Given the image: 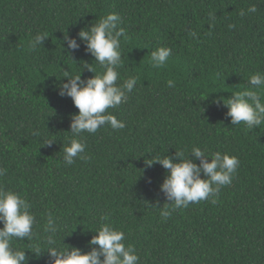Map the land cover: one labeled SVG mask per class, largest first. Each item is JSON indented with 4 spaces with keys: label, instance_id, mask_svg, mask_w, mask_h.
Instances as JSON below:
<instances>
[{
    "label": "trees",
    "instance_id": "1",
    "mask_svg": "<svg viewBox=\"0 0 264 264\" xmlns=\"http://www.w3.org/2000/svg\"><path fill=\"white\" fill-rule=\"evenodd\" d=\"M252 5L256 13L240 15ZM111 12L124 29L118 83L138 77L127 102L107 110L126 126L85 133L89 158L66 165L63 147L78 109L58 85L84 63L102 69L82 41L69 53L64 35L76 37ZM42 32L49 37L31 50ZM158 46L172 49L162 68L151 64ZM257 72H264V0H0V167L7 169L0 186L26 198L37 220L33 238L14 247L46 249L51 213L58 242L88 251L107 216L139 264H264V123L233 125L223 102H214L247 88ZM93 75L85 68L81 78ZM48 139L56 142L44 145ZM193 146L227 151L239 166L215 204L192 203L165 220L166 170L146 161ZM25 252L27 264H50L46 250Z\"/></svg>",
    "mask_w": 264,
    "mask_h": 264
},
{
    "label": "clouds",
    "instance_id": "2",
    "mask_svg": "<svg viewBox=\"0 0 264 264\" xmlns=\"http://www.w3.org/2000/svg\"><path fill=\"white\" fill-rule=\"evenodd\" d=\"M256 12L257 7L252 5L247 11L241 10L240 15ZM121 23L122 17L111 12L95 24L81 29L76 37L68 33L64 35L69 53L78 50L82 41L86 51L102 69L96 72L91 63H84L82 70L86 68L94 73L93 76L82 79V70L75 75L65 72L63 77L67 79H61L58 85L59 95L70 97L78 109V112L71 114L68 131L71 135L66 138L63 147V161L66 165H72L77 158H89L84 154L87 147L85 133L94 134L105 125L113 130L126 126L122 120L107 111L126 103L128 94L138 82L137 76H129L118 83L119 69L123 64L120 38L124 35V29L119 27ZM48 37L47 32L37 33L30 42V49L37 50ZM171 55L170 47L158 46L151 52L152 67L162 68ZM166 83L169 88L175 87L174 80L169 79ZM247 84V88L231 93L226 100L217 98L214 102L218 105L223 102L231 124L243 123L252 130L264 123V72L251 75ZM32 134L39 136L40 132L33 130ZM54 142L55 139H48L44 145L50 146ZM154 163H159L166 170L160 184V191L166 202L162 205L160 215L167 220L176 209L187 208L192 203L210 199L215 204L221 188L232 183L239 159L227 151L206 152L199 146H193L187 153L181 150L176 151L174 157L156 156L146 161L148 166ZM6 174L7 169L0 167V177ZM106 220L107 216L99 218V227L94 231L96 235L88 241L91 247L88 251H82L77 246L66 244L65 247V243L58 242L60 227L49 213L44 227L47 248L37 246L35 250L19 249L14 247L13 241L33 238L36 216L26 198L0 186V264H27L29 258L25 249H30L37 255L46 250L50 264H139L137 249L131 243L126 244L124 231Z\"/></svg>",
    "mask_w": 264,
    "mask_h": 264
}]
</instances>
